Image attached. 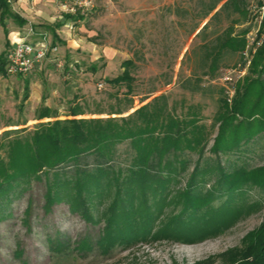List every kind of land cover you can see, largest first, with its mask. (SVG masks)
I'll use <instances>...</instances> for the list:
<instances>
[{"label": "trees", "instance_id": "trees-1", "mask_svg": "<svg viewBox=\"0 0 264 264\" xmlns=\"http://www.w3.org/2000/svg\"><path fill=\"white\" fill-rule=\"evenodd\" d=\"M221 2L210 19L246 14L248 0H211L203 18ZM8 19L19 26L26 24L11 12L6 0H0V24L4 27ZM230 22L202 46L204 75L214 76L228 55L241 56L249 28L236 32L235 21ZM251 65L247 79L236 84L231 106L222 97L219 99V109L210 125L216 127L211 161L204 159L209 128L200 123L194 111L176 114L165 95L152 98L131 113L127 112L132 106L105 118H77L84 114L73 107L64 119H59L55 111L42 107L37 120L52 121L0 134V212L27 192L33 181H43L45 212L55 203L65 202L71 212H78L87 222H104L97 240L103 251L164 239L195 244L223 233L250 209L244 206L246 193L253 188L264 191V166H234L227 170L219 157L240 150L264 131V38ZM121 66L124 71L108 83L124 84L125 94L131 95L133 78L129 68L133 61L124 60ZM96 67L91 64L89 71L96 72ZM0 75H6L5 52L0 54ZM223 91L219 89L220 94ZM121 145H126L123 159ZM192 155L197 156L196 160ZM191 164L184 188H176ZM105 201L106 207L97 209ZM215 201L220 203L215 206ZM167 206L177 210L164 215ZM5 216L0 215V219ZM243 243V263L264 264V224ZM49 244L54 251L68 247L58 240H49ZM90 248L88 239L77 244L80 250Z\"/></svg>", "mask_w": 264, "mask_h": 264}, {"label": "rangeland", "instance_id": "rangeland-1", "mask_svg": "<svg viewBox=\"0 0 264 264\" xmlns=\"http://www.w3.org/2000/svg\"><path fill=\"white\" fill-rule=\"evenodd\" d=\"M46 1L59 5L73 0ZM210 1L92 0V8L82 12L77 10L76 14L62 9L66 14L88 20V26L93 28V46L89 45L92 53H89L97 59L91 61V57L79 55L75 56L78 63L71 59V65H64L60 56L62 51L57 48L55 55L37 64L26 75H0V134L7 130L32 129L37 123L52 121V118L37 120L42 107L55 111L59 119H64L73 107H78L84 114L77 118H105L111 112L125 111L130 106L133 108L127 113H131L152 98L165 95L169 108H174L176 114L194 111L198 113L200 123L209 128L211 135L204 159L211 161L214 155L210 148L216 134V127L210 128L212 118L219 109L221 97L229 107L234 97L228 98L220 77L236 67L241 56L238 53L228 55L214 76L204 75L202 46L226 29L231 20L236 23L233 25L236 32L248 27L251 35L258 31L264 36V16L255 17L250 11L251 5L260 4L262 0H248L244 16L232 14L228 18L221 15L219 19H210L223 1L204 19ZM6 2L11 12L23 20L19 14L24 11L16 5L19 0ZM208 22V27L202 30ZM28 28L23 31L26 39L38 41L34 40V33H28ZM9 47L4 46L0 33V54L7 53ZM102 50L107 52L105 57H98ZM255 53L238 84L247 79ZM54 58L58 60L54 62ZM124 60L133 61L129 68L133 78L131 95L125 94L124 84L108 83L124 71L121 66ZM93 63L97 66L96 72L89 71ZM74 65H77L76 69ZM252 78L256 77L249 79ZM220 88L224 90L222 94ZM125 149L126 145L119 147L121 159ZM219 157L227 170L234 166L263 167L264 131L242 145L240 150ZM196 158L192 155L193 160ZM192 166L176 188H184ZM211 178L214 179V175ZM44 192V182L33 181L27 192L14 198L7 209L0 212L1 216L9 214L0 219V264H244L240 253L245 246L243 242L264 224V191L253 188L244 199V206H250V209L214 237L195 244L165 239L144 241L103 251L97 240L102 235L104 222H87L78 212H71L65 202L55 203L45 212ZM219 203L215 201L214 205ZM107 204L105 201L97 209L101 211ZM27 208L28 213H25ZM176 210L174 206H167L164 215ZM82 239H88L90 249H77ZM49 240L64 242L68 247L54 251Z\"/></svg>", "mask_w": 264, "mask_h": 264}, {"label": "crops", "instance_id": "crops-1", "mask_svg": "<svg viewBox=\"0 0 264 264\" xmlns=\"http://www.w3.org/2000/svg\"><path fill=\"white\" fill-rule=\"evenodd\" d=\"M61 4L58 5V3L47 2L46 0H20L16 5L24 11L19 15L26 24L19 26L12 20H4V27L0 24L4 46H6V43L7 46H11V44L17 42L20 37L25 36L23 31L26 27L31 26L34 29V40H38L40 35L46 34L52 40V44H55L58 50L62 51L60 56L64 65H71V59L74 63H78L75 56L79 55L89 56L91 61L96 60L97 56H92L93 54L89 53H92L89 45L93 46L91 40L93 28L88 26V20L62 12ZM9 21H12L13 24ZM4 28L8 32L6 35ZM53 40H55V43H53ZM102 51L103 53L98 57H105L107 52ZM76 66L74 65V69H76Z\"/></svg>", "mask_w": 264, "mask_h": 264}, {"label": "built area", "instance_id": "built-area-1", "mask_svg": "<svg viewBox=\"0 0 264 264\" xmlns=\"http://www.w3.org/2000/svg\"><path fill=\"white\" fill-rule=\"evenodd\" d=\"M60 7L69 13L76 14L77 10L82 12L84 9L92 8L93 6L92 0H73L69 4L62 3ZM250 11L255 17L264 16V0L260 4L251 5ZM28 33H34L31 26L28 28ZM250 35L251 33L246 35V44L241 52V61L236 67L225 71L220 77V80L224 83L225 93L229 99H232L234 96L237 82L249 66L253 54L264 38L263 34H258V31L251 35V37ZM56 53L57 46L49 41L46 34L40 35L36 42L28 41L26 36L20 37L17 42L11 44L6 53V73L14 76L26 75L33 71L37 64L47 59L49 55H55ZM57 64L61 66L60 61Z\"/></svg>", "mask_w": 264, "mask_h": 264}]
</instances>
